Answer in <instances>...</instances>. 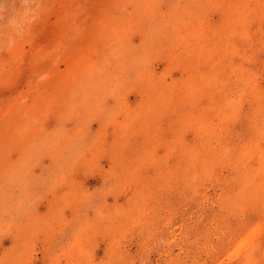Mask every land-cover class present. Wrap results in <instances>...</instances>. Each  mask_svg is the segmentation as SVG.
<instances>
[{"label":"rangeland","instance_id":"1","mask_svg":"<svg viewBox=\"0 0 264 264\" xmlns=\"http://www.w3.org/2000/svg\"><path fill=\"white\" fill-rule=\"evenodd\" d=\"M37 3L0 19V264H264V0Z\"/></svg>","mask_w":264,"mask_h":264},{"label":"clouds","instance_id":"2","mask_svg":"<svg viewBox=\"0 0 264 264\" xmlns=\"http://www.w3.org/2000/svg\"><path fill=\"white\" fill-rule=\"evenodd\" d=\"M21 4L24 6L23 10H18L15 0H0V19H5L4 13L6 12L7 25L17 32L21 30L24 23L28 22L33 12L38 11L39 7L37 0H21Z\"/></svg>","mask_w":264,"mask_h":264},{"label":"bare ground","instance_id":"3","mask_svg":"<svg viewBox=\"0 0 264 264\" xmlns=\"http://www.w3.org/2000/svg\"><path fill=\"white\" fill-rule=\"evenodd\" d=\"M132 33V32H131ZM97 37V36H96ZM191 37V36H190ZM102 68H104V67H102ZM112 129V128H111ZM94 146V145H93Z\"/></svg>","mask_w":264,"mask_h":264}]
</instances>
